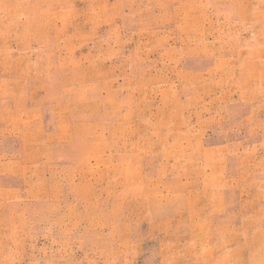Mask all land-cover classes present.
<instances>
[{
	"label": "rangeland",
	"instance_id": "rangeland-1",
	"mask_svg": "<svg viewBox=\"0 0 264 264\" xmlns=\"http://www.w3.org/2000/svg\"><path fill=\"white\" fill-rule=\"evenodd\" d=\"M0 264H264V0H0Z\"/></svg>",
	"mask_w": 264,
	"mask_h": 264
}]
</instances>
